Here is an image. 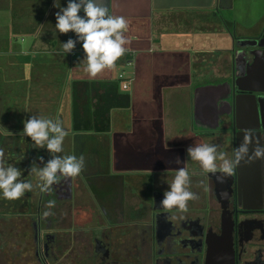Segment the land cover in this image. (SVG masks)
<instances>
[{
    "label": "crops",
    "instance_id": "0c3cea01",
    "mask_svg": "<svg viewBox=\"0 0 264 264\" xmlns=\"http://www.w3.org/2000/svg\"><path fill=\"white\" fill-rule=\"evenodd\" d=\"M260 2V17L240 23L219 14L246 0H0V114L11 98L17 116L0 126V150L15 142L44 161L26 173L36 188L52 179L49 165L65 167L88 221L101 220L94 189L180 188L205 169L195 147L212 122L196 118V97L229 90L234 42L264 28ZM34 189L26 212L40 203ZM127 204L137 210L140 200Z\"/></svg>",
    "mask_w": 264,
    "mask_h": 264
},
{
    "label": "flooded vegetation",
    "instance_id": "af4514ba",
    "mask_svg": "<svg viewBox=\"0 0 264 264\" xmlns=\"http://www.w3.org/2000/svg\"><path fill=\"white\" fill-rule=\"evenodd\" d=\"M252 60L233 69L240 79H257L238 81L248 91H215L217 124L195 147L201 173L163 192L145 181L138 189L124 181L94 189L101 220L88 221L78 218L84 209L61 167L39 193L47 206L16 223L9 239L16 264H264V63ZM133 196L137 210L127 204Z\"/></svg>",
    "mask_w": 264,
    "mask_h": 264
},
{
    "label": "rangeland",
    "instance_id": "374dc122",
    "mask_svg": "<svg viewBox=\"0 0 264 264\" xmlns=\"http://www.w3.org/2000/svg\"><path fill=\"white\" fill-rule=\"evenodd\" d=\"M250 1V3H249ZM248 7L247 9H244L245 6H240L239 10H235L232 12V14H226L220 13L219 15H222L225 19L229 20L231 18H234V21H238L241 19L240 23L246 18L252 20V23L256 21L261 13H260V0H246L245 3ZM256 4V7L253 8V6ZM232 20V21H233ZM230 31L231 28H229ZM240 29L237 26V30L235 31L236 36H240L239 33ZM6 105L8 109H4L3 114H0V126H2V122L9 123V122H16L17 116L15 114V102L16 99L8 98ZM11 107V108H10ZM10 108V110H9ZM26 118L30 121L31 116H26ZM62 118L68 119V116H63ZM11 140L8 141L10 143ZM16 144L15 142H12L11 144H8V146L3 150H0V192H2L4 196H6L5 204H3V209L0 210V264H3L4 259L7 261V258L10 260L11 264H16V259L13 257V254L15 253V249L13 248L12 242H10L9 239L13 236V230L15 229L16 223L20 220L25 219L26 217H21V214H24L26 212V207L24 205H21V202L24 201H30L31 198V187H34V191H39V193L42 191L43 188H45V184H42V178H40V183L37 184V187L35 186V181L30 179L28 183V177L27 172H43L45 170L46 164L44 161H34L33 163L30 162V149L28 148V151L26 152V148H24L22 151L16 150ZM1 149V147H0ZM44 148H42L43 150ZM25 150V153L23 155V151ZM18 151V152H17ZM4 156V158H3ZM32 163V164H31ZM53 164L49 165V168L51 167L53 169ZM57 167V165H56ZM48 168V169H49ZM50 168V169H51ZM52 169L50 170V176L53 174ZM32 173V176L35 174ZM31 177V175L29 174ZM48 176V173H47ZM34 184V185H33ZM38 193V197L34 195L35 198H37L40 203L39 205L42 207L41 209H44V206H47V199L40 198ZM1 194V193H0ZM29 198V199H28ZM29 205L32 206V204L29 203ZM38 205V204H37ZM33 207V206H32ZM7 232V233H6ZM6 233V234H5ZM8 236V237H7ZM7 240L8 246H6L5 241ZM11 252V253H10ZM8 262V264H10Z\"/></svg>",
    "mask_w": 264,
    "mask_h": 264
},
{
    "label": "water",
    "instance_id": "95a60500",
    "mask_svg": "<svg viewBox=\"0 0 264 264\" xmlns=\"http://www.w3.org/2000/svg\"><path fill=\"white\" fill-rule=\"evenodd\" d=\"M248 57H253L252 63L258 64L261 66L264 63V34L261 39H241L236 40L234 42L233 50H232V58H233V69L237 70V64L243 61L248 60ZM239 80H245L246 82H257L255 80H247V76H244L240 79L237 72L233 74L232 83L229 85L228 92L234 97L236 90L238 92H245L248 89L240 88L237 83ZM259 81V80H258ZM202 94V95H201ZM207 96L210 97V104L203 105V98ZM202 97V98H201ZM243 97V96H242ZM201 98V99H200ZM195 116L199 121L203 122V115L210 116L211 119V127H214L217 124L218 119V111H217V97L215 91L213 89H205L202 90L200 95L196 97L195 100ZM209 114V115H207ZM253 119H255L254 114ZM216 173H209L208 177L211 178Z\"/></svg>",
    "mask_w": 264,
    "mask_h": 264
},
{
    "label": "built area",
    "instance_id": "2783aa9c",
    "mask_svg": "<svg viewBox=\"0 0 264 264\" xmlns=\"http://www.w3.org/2000/svg\"><path fill=\"white\" fill-rule=\"evenodd\" d=\"M122 77H123L122 75L119 76V78H122ZM126 87H127V84H123V89L124 90L126 89Z\"/></svg>",
    "mask_w": 264,
    "mask_h": 264
},
{
    "label": "trees",
    "instance_id": "16d2710c",
    "mask_svg": "<svg viewBox=\"0 0 264 264\" xmlns=\"http://www.w3.org/2000/svg\"><path fill=\"white\" fill-rule=\"evenodd\" d=\"M73 120L76 121L77 120V117H76V114L74 113V116H73Z\"/></svg>",
    "mask_w": 264,
    "mask_h": 264
}]
</instances>
